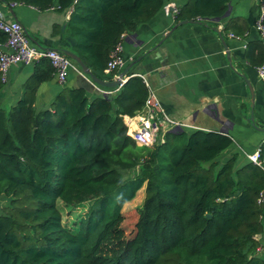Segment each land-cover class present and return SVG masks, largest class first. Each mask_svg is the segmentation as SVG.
I'll return each instance as SVG.
<instances>
[{
  "label": "trees",
  "instance_id": "trees-1",
  "mask_svg": "<svg viewBox=\"0 0 264 264\" xmlns=\"http://www.w3.org/2000/svg\"><path fill=\"white\" fill-rule=\"evenodd\" d=\"M4 1L69 9L73 52L97 74L121 33L150 19L165 0ZM226 2L184 0L173 16H219ZM224 28L231 29L230 20ZM243 56L253 66L262 62L259 39L245 43ZM52 75L47 58L34 59L20 96L0 107V264H264L253 237L264 214V196L257 201L263 171L248 159L233 168L234 154L218 163L232 141L228 133L167 130L150 145L138 144L124 116L143 104L140 75L127 74L110 96L63 85L36 109L35 90ZM258 148L264 159V139ZM141 185L144 196L125 237L117 225L121 206ZM58 199L90 200L76 229L62 223Z\"/></svg>",
  "mask_w": 264,
  "mask_h": 264
},
{
  "label": "crops",
  "instance_id": "crops-1",
  "mask_svg": "<svg viewBox=\"0 0 264 264\" xmlns=\"http://www.w3.org/2000/svg\"><path fill=\"white\" fill-rule=\"evenodd\" d=\"M183 1L165 0L150 19L121 33L119 52L124 59L123 65L134 61L121 77L138 74L144 78L166 113L183 123L175 130L199 128L228 133L232 141L216 159L220 163L234 154L235 168L247 161L246 154L259 147L264 139V131L249 120L253 105L252 122L264 127V82L256 76L255 66L243 56L245 43L258 39L253 21L259 0H227L219 16L196 17L194 21L178 24L173 9ZM68 12L69 9L59 10L53 6L38 9L0 0V14L6 19L17 20L30 43L39 48L73 51V45L65 39L70 35L66 29ZM229 20L231 29L226 30L224 26ZM173 25L174 28L163 36ZM31 69L32 63L10 65L7 79L0 85V107L6 109L16 101L21 94V82ZM97 75L104 79L115 77L104 69L97 71ZM63 85L83 86L89 97L111 95L106 87L93 83L81 71L70 70L63 84L54 74L38 84L34 94L35 108L48 105ZM260 222L261 229L253 237L258 242L254 253L262 256L264 214Z\"/></svg>",
  "mask_w": 264,
  "mask_h": 264
},
{
  "label": "built area",
  "instance_id": "built-area-1",
  "mask_svg": "<svg viewBox=\"0 0 264 264\" xmlns=\"http://www.w3.org/2000/svg\"><path fill=\"white\" fill-rule=\"evenodd\" d=\"M11 4L17 2H10ZM176 8L173 9V13ZM264 3L259 0L256 16L253 21L254 29L264 51ZM0 31L4 34V40L0 42V81L5 82L10 65L15 63H32L38 57L48 59L53 68L56 80L63 84L67 73L70 70L81 71L78 65L62 51L44 47L39 48L31 44L29 37L21 24L15 19H6L0 14ZM119 41L109 53L104 70L110 71L118 69L124 63V59L119 52ZM255 73L259 80L264 82V59L255 66ZM117 76L116 72L114 73ZM143 79L147 92L143 104L139 111L131 116H126L124 121L127 126V133L138 144L150 145L154 141L161 139L163 132L175 130L183 123L169 116L163 109L154 89ZM124 77H120V82L113 88L114 90L121 84ZM109 92V89H107ZM133 125L131 126V124ZM259 148L247 153L246 157L254 164L258 165L264 175V159L259 157ZM263 189L258 191L257 201L263 200Z\"/></svg>",
  "mask_w": 264,
  "mask_h": 264
},
{
  "label": "rangeland",
  "instance_id": "rangeland-1",
  "mask_svg": "<svg viewBox=\"0 0 264 264\" xmlns=\"http://www.w3.org/2000/svg\"><path fill=\"white\" fill-rule=\"evenodd\" d=\"M137 171V166L132 168L128 174L133 175ZM144 185H141L134 194V196L121 206V218L117 222L121 235L125 237L130 233L132 222L134 219V212L140 206L144 196ZM2 198L0 197V202ZM90 200L80 202L75 205H67L57 200V206L61 214V221L64 225L76 229L79 219H81L86 211ZM94 235H92L93 239Z\"/></svg>",
  "mask_w": 264,
  "mask_h": 264
},
{
  "label": "water",
  "instance_id": "water-1",
  "mask_svg": "<svg viewBox=\"0 0 264 264\" xmlns=\"http://www.w3.org/2000/svg\"><path fill=\"white\" fill-rule=\"evenodd\" d=\"M186 21H194V19L192 18H182V19H179L177 20V23L178 24H181L183 22H186ZM174 28V25L168 30L165 32V35L163 36H166L172 29ZM65 39L69 42L70 45H73L74 42H75V39L73 38V36L71 35H67L65 37ZM220 39L222 40V37L220 36ZM222 45L225 47V44L222 43ZM62 52L64 54H66L67 56H69L77 65L78 67L80 68L81 70V73L86 76L89 80H91L93 83L97 84V85H100L102 87H106V88H109V93L110 94H114L115 90L113 89L119 82H120V77L125 74V72L129 69V67L132 65V63L134 61H128L126 62L124 65H122L119 69H118V74L117 76L113 77V78H110V79H104L102 77H99L96 73H94L84 62L83 60L77 56L73 51L71 50H68V49H62ZM248 87L250 89V93L252 95V91H251V88L248 84ZM252 111H253V105H251L250 107V113H249V120L251 121L252 125L258 129H261L264 131V127H258L256 126L252 120H253V114H252ZM174 131V130H172Z\"/></svg>",
  "mask_w": 264,
  "mask_h": 264
}]
</instances>
